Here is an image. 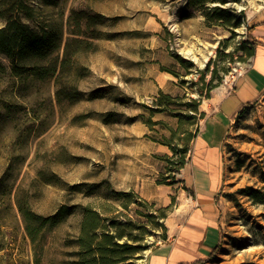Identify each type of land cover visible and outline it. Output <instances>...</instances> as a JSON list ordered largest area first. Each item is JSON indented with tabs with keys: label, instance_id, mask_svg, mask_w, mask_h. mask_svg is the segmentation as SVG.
<instances>
[{
	"label": "rangeland",
	"instance_id": "obj_1",
	"mask_svg": "<svg viewBox=\"0 0 264 264\" xmlns=\"http://www.w3.org/2000/svg\"><path fill=\"white\" fill-rule=\"evenodd\" d=\"M27 3L53 42L42 59L0 54V264H77L85 206L152 264L192 203L191 136L264 44V0ZM222 151L218 248L194 261L264 264V93Z\"/></svg>",
	"mask_w": 264,
	"mask_h": 264
},
{
	"label": "crops",
	"instance_id": "obj_2",
	"mask_svg": "<svg viewBox=\"0 0 264 264\" xmlns=\"http://www.w3.org/2000/svg\"><path fill=\"white\" fill-rule=\"evenodd\" d=\"M259 56V57H257ZM261 59V65L256 62ZM247 85V86H245ZM249 86L252 87L249 89ZM240 87V88H239ZM249 90L242 99L234 97ZM257 89L252 93V90ZM264 93V44H259L252 64L238 78L232 91L222 96L203 119L201 129L193 140L187 168V183L191 189V206L180 229L169 245L151 255L152 264H179L205 257L220 240V201L223 189V143L232 116L246 103Z\"/></svg>",
	"mask_w": 264,
	"mask_h": 264
},
{
	"label": "trees",
	"instance_id": "obj_3",
	"mask_svg": "<svg viewBox=\"0 0 264 264\" xmlns=\"http://www.w3.org/2000/svg\"><path fill=\"white\" fill-rule=\"evenodd\" d=\"M201 3L204 0H197ZM35 11L28 5L27 0H0V54H3L12 63L16 60L42 59L52 45V37L44 31H37L23 19L30 21L34 18ZM264 23H260L262 25ZM252 27L248 29L250 32ZM255 44L251 47L250 56H254ZM260 97L246 103L232 116V121L239 118L240 114L257 102ZM195 110V109H194ZM196 135H192L194 140ZM254 191L250 194L256 202L262 203V199L256 196ZM73 207H61L50 219L55 223L64 220L70 214ZM106 218L101 217L100 213L94 211L90 206L82 209V220L79 233L76 239L78 247L77 264H132L131 259L134 254L143 250L139 245H131L140 239H132L125 231L119 227L118 233H111L114 224L106 225ZM100 232V234H98ZM125 241L119 243L120 240ZM218 245L211 250L217 249ZM199 261V260H197ZM197 261H194L198 264ZM185 264V263H179ZM188 264V263H186Z\"/></svg>",
	"mask_w": 264,
	"mask_h": 264
}]
</instances>
